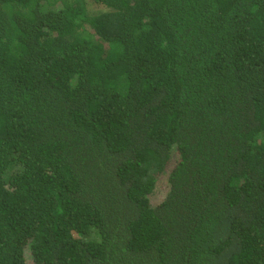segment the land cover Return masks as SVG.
<instances>
[{
  "label": "trees",
  "instance_id": "trees-1",
  "mask_svg": "<svg viewBox=\"0 0 264 264\" xmlns=\"http://www.w3.org/2000/svg\"><path fill=\"white\" fill-rule=\"evenodd\" d=\"M0 264H264V0H0Z\"/></svg>",
  "mask_w": 264,
  "mask_h": 264
},
{
  "label": "rangeland",
  "instance_id": "rangeland-1",
  "mask_svg": "<svg viewBox=\"0 0 264 264\" xmlns=\"http://www.w3.org/2000/svg\"><path fill=\"white\" fill-rule=\"evenodd\" d=\"M165 176H167V171L165 174H161L160 176H158V180L154 188V194L151 196L153 202H158L163 196V192L165 191L166 186Z\"/></svg>",
  "mask_w": 264,
  "mask_h": 264
}]
</instances>
